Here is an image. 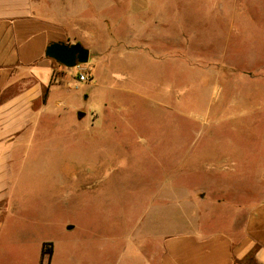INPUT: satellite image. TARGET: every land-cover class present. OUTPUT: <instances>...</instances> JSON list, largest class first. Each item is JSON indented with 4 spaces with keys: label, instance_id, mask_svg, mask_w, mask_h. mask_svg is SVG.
I'll list each match as a JSON object with an SVG mask.
<instances>
[{
    "label": "rangeland",
    "instance_id": "rangeland-1",
    "mask_svg": "<svg viewBox=\"0 0 264 264\" xmlns=\"http://www.w3.org/2000/svg\"><path fill=\"white\" fill-rule=\"evenodd\" d=\"M250 4L67 6L68 39L88 48L82 64L93 80L72 87L67 98L66 115L85 116L45 123L50 150L43 160L59 165L64 181L31 170L18 179L19 224L9 237L24 243L25 256L12 264H37L43 240L52 242L54 264L124 262L117 235L129 229L138 238L154 219L142 199L157 181L162 187L175 181L183 205L216 223L221 219L211 216L209 203L264 200V28L254 26Z\"/></svg>",
    "mask_w": 264,
    "mask_h": 264
},
{
    "label": "crops",
    "instance_id": "crops-1",
    "mask_svg": "<svg viewBox=\"0 0 264 264\" xmlns=\"http://www.w3.org/2000/svg\"><path fill=\"white\" fill-rule=\"evenodd\" d=\"M74 1L0 0V264L25 256L24 243L9 237L16 235L19 224L18 179L31 170L38 177L55 173L54 182L64 181L60 166L43 160L50 150L45 123L73 122L85 116L77 112L75 120L66 115L67 98L74 94L71 88L82 82H74L64 74V66L45 55L51 42L74 43L68 39L65 17ZM250 5L254 26L263 29L264 0H251ZM52 142L55 147L56 140ZM28 155L37 158L24 161ZM176 186L175 181H167L164 187L157 181L152 196L142 199L145 213H153L154 219L146 221L141 236L134 237L129 229L119 232L127 256L123 264H264V200L209 203L211 216L221 219L216 223L194 208L188 206V210ZM52 203L58 205L59 198L53 197ZM168 213L171 220L164 216ZM43 242L52 245L50 240L40 241L37 264H44L48 257L41 253ZM53 250L52 245L45 264H54Z\"/></svg>",
    "mask_w": 264,
    "mask_h": 264
},
{
    "label": "water",
    "instance_id": "water-1",
    "mask_svg": "<svg viewBox=\"0 0 264 264\" xmlns=\"http://www.w3.org/2000/svg\"><path fill=\"white\" fill-rule=\"evenodd\" d=\"M45 55L65 67L88 62L89 50L80 43L51 42L45 49ZM79 117L84 112L77 113Z\"/></svg>",
    "mask_w": 264,
    "mask_h": 264
},
{
    "label": "built area",
    "instance_id": "built-area-1",
    "mask_svg": "<svg viewBox=\"0 0 264 264\" xmlns=\"http://www.w3.org/2000/svg\"><path fill=\"white\" fill-rule=\"evenodd\" d=\"M73 68L75 69V72L74 74H71L70 77L74 80V82L80 83L89 82L92 80V74L87 71L86 67H84L83 64H77L70 68L64 66V73H70V70Z\"/></svg>",
    "mask_w": 264,
    "mask_h": 264
},
{
    "label": "trees",
    "instance_id": "trees-1",
    "mask_svg": "<svg viewBox=\"0 0 264 264\" xmlns=\"http://www.w3.org/2000/svg\"><path fill=\"white\" fill-rule=\"evenodd\" d=\"M41 249H42V250H41L42 255L47 254L48 257H50L51 252H52V245H51L50 242H43V243H42V248H41Z\"/></svg>",
    "mask_w": 264,
    "mask_h": 264
}]
</instances>
